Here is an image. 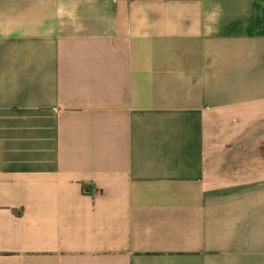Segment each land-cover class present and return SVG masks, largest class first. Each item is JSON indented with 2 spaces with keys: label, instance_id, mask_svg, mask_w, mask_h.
Returning a JSON list of instances; mask_svg holds the SVG:
<instances>
[{
  "label": "crops",
  "instance_id": "0c3cea01",
  "mask_svg": "<svg viewBox=\"0 0 264 264\" xmlns=\"http://www.w3.org/2000/svg\"><path fill=\"white\" fill-rule=\"evenodd\" d=\"M0 264H264V0H0Z\"/></svg>",
  "mask_w": 264,
  "mask_h": 264
}]
</instances>
